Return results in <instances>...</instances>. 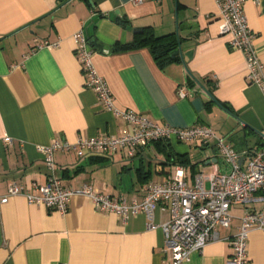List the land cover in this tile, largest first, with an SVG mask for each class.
<instances>
[{
	"label": "crops",
	"instance_id": "obj_1",
	"mask_svg": "<svg viewBox=\"0 0 264 264\" xmlns=\"http://www.w3.org/2000/svg\"><path fill=\"white\" fill-rule=\"evenodd\" d=\"M244 12L264 65V0L246 1ZM220 24L214 0H0V197L12 182L28 188L47 183L51 172L39 146L131 131L86 86L73 39L81 31L118 109L175 128L207 126L245 166L248 153L264 148V94L247 81L245 55ZM145 30L173 35L171 62L160 66L150 46L118 50ZM54 160L53 176L65 187L89 185L127 203L142 202L146 187L169 181L177 167L189 186L197 175L230 172L214 140L160 141L108 156L57 153ZM246 210L260 212L264 202L233 206L231 226L185 264H227ZM169 220L160 204L155 222ZM147 224L144 215L124 223L80 194L65 215L10 197L0 203V264H173L163 231ZM248 255L247 264H264L263 231L250 233Z\"/></svg>",
	"mask_w": 264,
	"mask_h": 264
},
{
	"label": "built area",
	"instance_id": "obj_2",
	"mask_svg": "<svg viewBox=\"0 0 264 264\" xmlns=\"http://www.w3.org/2000/svg\"><path fill=\"white\" fill-rule=\"evenodd\" d=\"M219 7L220 31L231 37V46L241 51L246 58L247 81L257 85L264 94V65L256 51V36L250 28L244 12L248 0H214ZM258 2V0H254ZM141 4L143 0H133ZM75 52L85 76L86 86L93 90L105 109L123 119L131 131L119 137L95 136L78 137L75 142L57 139L49 145L39 146L51 172L44 185L33 184L29 188L18 183H9L7 194L0 197L6 204L10 197H24L29 205L45 206L65 215L72 197L76 194L88 197L100 211L112 213L126 223L130 218L144 215L148 230L161 229L165 236L166 252L173 264H185L195 253L219 240V230L231 226L233 206L248 207L264 202V148L247 154V164L243 166L242 155L218 137L207 126L175 128L160 125L147 116L131 110H120L104 77L98 74L94 65L95 51L81 31L74 35ZM54 47L55 45H47ZM184 95V94H183ZM215 141L219 154L230 167L228 174H213L210 177L197 175L194 185L185 180L182 167L175 169L173 177L163 184H149L142 202L127 203L125 200L96 193L91 186L80 190L65 187L53 176L56 168L54 157L57 153L74 152L79 158L86 154L113 155L120 149L145 148L160 141L190 143ZM10 143V139H6ZM209 180V188L204 185ZM160 204H165L170 212V220L163 224L155 222V212ZM253 230L264 232V210H248L240 218V226L233 240V252L227 264H247L249 261V237Z\"/></svg>",
	"mask_w": 264,
	"mask_h": 264
},
{
	"label": "trees",
	"instance_id": "obj_3",
	"mask_svg": "<svg viewBox=\"0 0 264 264\" xmlns=\"http://www.w3.org/2000/svg\"><path fill=\"white\" fill-rule=\"evenodd\" d=\"M173 38V35L157 37L150 30H145L142 35L136 36V41L134 42V44L118 47V50H127L132 47L150 46L157 63L160 66H164L165 64L172 61L170 54L174 50L176 45L173 41Z\"/></svg>",
	"mask_w": 264,
	"mask_h": 264
},
{
	"label": "water",
	"instance_id": "obj_4",
	"mask_svg": "<svg viewBox=\"0 0 264 264\" xmlns=\"http://www.w3.org/2000/svg\"><path fill=\"white\" fill-rule=\"evenodd\" d=\"M177 55H182L181 50H179V52L176 53V54H174L173 56L175 57V56H177ZM263 137H264V133H263ZM216 152L219 153L217 149H216Z\"/></svg>",
	"mask_w": 264,
	"mask_h": 264
}]
</instances>
